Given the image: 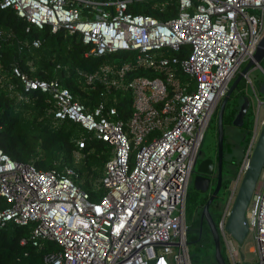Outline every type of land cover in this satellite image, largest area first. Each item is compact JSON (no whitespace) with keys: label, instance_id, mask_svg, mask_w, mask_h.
<instances>
[{"label":"built area","instance_id":"obj_1","mask_svg":"<svg viewBox=\"0 0 264 264\" xmlns=\"http://www.w3.org/2000/svg\"><path fill=\"white\" fill-rule=\"evenodd\" d=\"M132 1L0 0L1 8L13 7L28 22L26 30L63 29L78 34L88 46L86 56L121 52L127 58L120 64L103 61L92 71L76 69L82 89L104 85L100 101L88 107L58 77L29 75L16 62L7 73L0 56V81L10 96L27 101L23 91L47 93L56 119L86 130L77 139L79 147L94 137L106 142L111 155L100 180L104 192L93 199L72 166L38 167L0 147V227L29 225L22 243H56L58 248L43 257L48 264H192L185 215L191 172L205 128L264 33V0H175L176 15L165 19L130 10ZM168 1L156 6L162 9ZM5 35L0 26V40ZM41 43L35 37L19 48ZM245 77L251 82L248 72ZM116 90L130 97L125 118ZM255 128L218 226L231 264L243 259L224 225ZM246 217L257 264H264V177L257 180Z\"/></svg>","mask_w":264,"mask_h":264},{"label":"trees","instance_id":"obj_2","mask_svg":"<svg viewBox=\"0 0 264 264\" xmlns=\"http://www.w3.org/2000/svg\"><path fill=\"white\" fill-rule=\"evenodd\" d=\"M158 1L161 0H133L129 4V9L134 12L150 13L161 19L176 15L178 6L175 0H169L162 9L160 6H156ZM27 24L28 22L24 18L19 17L13 7H0V26L6 31L5 37L0 40V56H2L5 71L8 73L11 63L16 62L29 75L48 79L58 77L61 83L68 86L75 96L88 107L96 105L101 99L100 92L104 90V85L96 82L93 88L82 89L77 78L76 69L92 71L103 62L105 56H86L84 52L88 49V46L82 42L77 33H68L63 29L51 32L46 26L43 29L32 26L30 30H26ZM35 37L42 39L40 46L23 45L21 49L19 48L21 43L30 42ZM31 48L41 50L42 54L38 58L32 56L29 52ZM245 86L246 79L243 77L227 102L223 116L224 126L227 123H232L242 102L240 93L243 92ZM115 92L118 97L116 105L119 109V114L125 118L131 111L130 97L121 90H116ZM23 93L29 95L27 101L20 100L16 96H10L0 81V147L15 160H32L38 167L57 166L60 168L65 165L72 166L79 174L76 181L85 190L89 191L91 198L98 199L104 192V187L99 181L95 183L88 179L79 181L81 169L74 164V152L76 149L84 152L88 172L93 174L95 180H98L102 175L103 166L110 155L106 142L90 137L86 139L85 146L79 147L77 139L82 133L76 131L77 123L68 119H56L49 110L51 102L47 99V93L41 92L39 89L31 92L23 91ZM109 95L111 96L109 93L107 97ZM18 106H25V109L32 110V116L27 125L22 122L20 115L15 112ZM251 112L252 108L249 105L241 125V127L245 128V133L240 143L242 157L253 133L249 125L251 121L249 114ZM234 146L235 144L227 139L225 135L221 187L223 188L224 186L226 192H229L230 183L236 176L242 160L240 156V160L234 163L231 157L228 156ZM42 152L44 154H41ZM199 158H202V156ZM54 160H58V162L56 163ZM225 173L227 175L224 178ZM192 185L194 191L196 190V193H198L195 200L202 209L210 193L200 192L194 187V184ZM189 195L190 191L188 189L187 197ZM217 195L210 203V212L214 223L218 227L224 204L218 212L213 211L212 206L217 205ZM205 224L211 239L208 238L209 235L205 232ZM189 230L188 226L187 243L195 242L197 243V249H201L199 246L201 245L204 251L214 248V240L205 219H203L201 224L199 218L198 226L192 238L189 235ZM29 233V225L8 223L6 226L0 227V264H48L43 258L45 253L57 249L58 245L51 240L44 241L39 247L34 246L30 240L22 243L21 238H27ZM220 245L225 261L227 264H231L226 247L225 245L223 246L221 234ZM189 254L192 262L194 254L190 250Z\"/></svg>","mask_w":264,"mask_h":264},{"label":"water","instance_id":"obj_3","mask_svg":"<svg viewBox=\"0 0 264 264\" xmlns=\"http://www.w3.org/2000/svg\"><path fill=\"white\" fill-rule=\"evenodd\" d=\"M264 58V33L261 36L257 48L253 54V57L247 60L241 71L231 80L226 93L224 94L222 100L219 103L217 109V181L213 187L209 197L205 201L202 211H201V224L203 219L206 220L212 238L214 240L215 249V261L218 264H227L222 253L220 245V230L213 221L212 214L210 212V203L213 201L215 196L218 194L221 184H222V166L224 158V122L223 116L226 110L227 102L229 101L233 91L237 88L239 81L246 75L250 68L254 65L261 66V61ZM263 68V67H262ZM246 86L241 92L242 102L239 105V109L235 114L232 123L235 125H242L244 115L250 105V97L246 93ZM259 92L264 93V83L260 84L258 87ZM240 91V90H239ZM256 128L254 129L253 135H256ZM252 140V139H251ZM251 143V141H250ZM201 152L199 151V155ZM214 159L212 157H202L197 161L195 165V170L199 172L193 180L194 187L203 192L207 191L210 186V177L204 175V173L211 174L213 171ZM264 166V118L262 120L261 128L257 134L255 143L253 145L251 155L247 167L245 168L243 175L240 179L237 191L235 193L234 199L231 204L230 212L225 221V229L230 233V235L241 244L248 233V222L246 217V210L255 188L257 180L261 174ZM242 262L241 264H253L250 260L245 259L243 253L241 252Z\"/></svg>","mask_w":264,"mask_h":264},{"label":"rangeland","instance_id":"obj_4","mask_svg":"<svg viewBox=\"0 0 264 264\" xmlns=\"http://www.w3.org/2000/svg\"><path fill=\"white\" fill-rule=\"evenodd\" d=\"M158 3H161V1H158ZM29 52L32 56L36 58H38L42 54L41 50H36L35 48H31ZM103 61L105 63L116 62L117 64H120L126 62L127 58L123 57L121 52H116L114 54L105 56L103 58ZM246 62L247 61L241 63L237 73L241 71V69L244 67ZM260 63L261 66L264 67V60H262ZM262 67L258 65H254L250 68L248 74L251 77V82L247 81L246 77L244 76V78L246 79V87H247L246 93L250 97V107L252 108V112L251 114H249V118L251 120L249 125L250 128H252L253 132L256 125H258V132H259L262 125V119L264 118V93L260 92L261 95L260 98H258L253 90V86L254 88H258L260 84L264 83V68ZM15 112L20 115L22 122L24 124L27 125L28 122H30L32 116V110L25 109V106L24 107L18 106ZM215 115H216V121H215ZM215 115L212 118L210 124H208V126L204 130L200 152L201 155H203L204 157L206 156L212 157L216 161L217 160L216 157L217 156V112L215 113ZM76 131L82 134H86V130L84 128H81L78 123H77ZM224 131L227 139L231 140L235 144L230 155H228L235 163L236 161L240 160V158L242 157V148L240 143H241V138L245 133V128L241 127V125L227 123L224 126ZM78 150L79 149H76L75 152ZM75 152H74V162H75L74 164L81 169V175L79 181H84L88 179L89 181L92 182L94 181V183L96 181L100 182L101 176L98 178V180H95L93 174L88 172L86 159L84 157V152L79 150L78 151L79 157H77ZM41 154H44V152H42ZM109 157H111V155H109ZM54 161L56 163L58 162V160H54ZM263 172H264V168L261 171L259 179L264 177V175H262ZM226 175L227 173L224 174V178L226 177ZM192 184L193 182L189 183L188 189L190 191V195L187 197L186 211H185L186 222L190 228L189 235L191 238L195 234V229L198 226L199 218L201 220L200 216L202 211V209L198 205V202L195 200L196 194L198 196V193H196V190L194 191ZM211 187L212 185L209 187L208 190H210ZM228 198H229V192L228 191L226 192L224 186L223 188L221 187L216 197L217 205L212 206L213 211L218 212L220 207L227 202ZM204 226H205V232L209 235V231L208 228H206V224ZM208 238H210V235L208 236ZM221 238L223 240V246H224L225 244L222 234H221ZM234 243L238 246L240 252L243 253L245 259L250 260L253 264H257L259 262L258 253L252 250V248L256 246V241L253 233L249 232L245 236L241 244H239L235 240ZM188 246L190 252L194 254V257L192 258L193 259L192 264H217L215 262V249L213 247L211 248V250L204 251V248H202L201 245H199L201 249H197V243L195 242H189Z\"/></svg>","mask_w":264,"mask_h":264},{"label":"flooded vegetation","instance_id":"obj_5","mask_svg":"<svg viewBox=\"0 0 264 264\" xmlns=\"http://www.w3.org/2000/svg\"><path fill=\"white\" fill-rule=\"evenodd\" d=\"M200 156L204 157V156L201 155V154L198 155V157H197V161L200 160V158H199ZM213 159H214V158H213ZM198 174H199V172L196 171L195 168H194V169L192 170V172H191V180H190V182H193L195 176L198 175ZM204 175H207V176L210 177V186L212 185V187L210 188V190H207V191H205V192L211 193V191H212V189H213V187H214V185H215V183H216V181H217V164H216L215 159H214V166H213V171H212V173H211V174L204 173ZM210 186H209V187H210ZM200 192H203V191L200 190Z\"/></svg>","mask_w":264,"mask_h":264},{"label":"crops","instance_id":"obj_6","mask_svg":"<svg viewBox=\"0 0 264 264\" xmlns=\"http://www.w3.org/2000/svg\"><path fill=\"white\" fill-rule=\"evenodd\" d=\"M253 90H254V92H255V94H256V96L258 97V98H260V92H259V89L258 88H254V86H253Z\"/></svg>","mask_w":264,"mask_h":264},{"label":"clouds","instance_id":"obj_7","mask_svg":"<svg viewBox=\"0 0 264 264\" xmlns=\"http://www.w3.org/2000/svg\"><path fill=\"white\" fill-rule=\"evenodd\" d=\"M263 120V119H262ZM258 134V133H257ZM257 137V136H256ZM256 140V139H255ZM255 143V142H254ZM197 164V163H196Z\"/></svg>","mask_w":264,"mask_h":264}]
</instances>
